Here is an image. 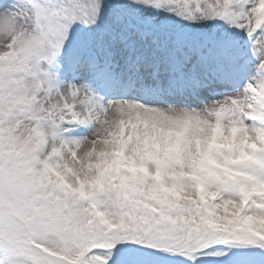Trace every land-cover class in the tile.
<instances>
[{
	"label": "snow or ice",
	"instance_id": "6c2138e0",
	"mask_svg": "<svg viewBox=\"0 0 264 264\" xmlns=\"http://www.w3.org/2000/svg\"><path fill=\"white\" fill-rule=\"evenodd\" d=\"M0 264H264V0H0Z\"/></svg>",
	"mask_w": 264,
	"mask_h": 264
}]
</instances>
